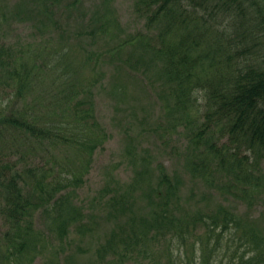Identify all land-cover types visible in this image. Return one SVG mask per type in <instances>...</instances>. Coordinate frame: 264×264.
I'll return each instance as SVG.
<instances>
[{
  "label": "trees",
  "instance_id": "obj_1",
  "mask_svg": "<svg viewBox=\"0 0 264 264\" xmlns=\"http://www.w3.org/2000/svg\"><path fill=\"white\" fill-rule=\"evenodd\" d=\"M57 1L35 0L33 9L19 14L37 19L31 42L18 45L0 37V86L5 84L9 93L0 100V215L6 226L0 234V260L5 264H12L11 259L21 262L25 254L37 251L34 247L38 246V250L43 247L44 244L35 241L30 247L35 213L43 216L46 234L64 245L73 242L71 229L82 232L88 228L87 215L71 200L73 185L81 182L84 172L69 179L64 173L55 174L53 166L31 165L22 159L29 153L25 144L34 141L69 146L73 134L84 136L85 141L76 149L85 155L81 164L86 171L92 152L106 139L102 130L90 133L97 125L92 91L98 79L80 78L78 84L73 82L77 76L69 65L72 50L68 43L64 44L65 31L57 35L53 32L54 28H60L55 17L64 9ZM132 3L134 12L144 18L145 29L136 32L133 41L150 54L164 78L160 77L165 85L162 91L171 98L165 99L168 110L184 116V128L189 125L195 129L189 130L194 148L189 150L188 166L193 177L210 184L214 176H220L226 185L246 193L249 207L254 200L264 199V190L253 195L248 192L259 185L255 163L264 155V61L239 60L248 50L234 39L240 32L220 27L221 20L232 23L236 15H247L248 33L264 30V0H132ZM110 21L112 25L115 20ZM116 27V21L112 27H105L106 36H112ZM46 36L50 44L40 42L47 40ZM54 42L57 45L52 47ZM129 43L132 42L120 41L118 46ZM95 57L90 64L92 68L103 52ZM151 68L152 65L145 66L147 71ZM57 69L60 72H53L51 82L42 87L44 76ZM35 89H43L50 100L42 94L36 96ZM198 93L203 101L201 108ZM195 103L198 110L202 109L198 128V121L193 123ZM14 155L19 157L13 159ZM18 162H22L21 166ZM156 167L163 168L161 164ZM143 175L136 172L125 187L112 180L98 190L101 209L108 207L111 215L125 218L124 225L128 228L125 233L110 232L99 246L103 252L135 249L143 238L162 240L166 254L169 244L175 243L177 248L178 243L190 245V255L183 262H174L168 255L165 262L151 264H264V233L255 230L257 220L253 223L234 220L225 215L229 212L225 208L218 210L222 212L220 216L217 213L204 216L203 211L196 210L186 219L176 218L173 212L180 204V183L166 174H161L158 180L157 199L151 198L156 205L153 216L134 221L136 195ZM152 190V187L148 190L149 196ZM136 224H140L137 230ZM34 231L36 235L43 234L36 228ZM223 239L233 245L226 251L229 254L226 261L215 256ZM225 244L228 249L229 243ZM32 259L28 257V262H23Z\"/></svg>",
  "mask_w": 264,
  "mask_h": 264
},
{
  "label": "rangeland",
  "instance_id": "obj_2",
  "mask_svg": "<svg viewBox=\"0 0 264 264\" xmlns=\"http://www.w3.org/2000/svg\"><path fill=\"white\" fill-rule=\"evenodd\" d=\"M34 1L0 0L1 38L8 43L18 45L31 42L35 34L32 32L35 31L33 24L37 23V19L33 20L26 18L25 14H19L25 9H33ZM57 2V5L64 9L55 17L60 23V28H54L53 32L57 35V32L65 31L64 44L68 43L72 50L69 65L73 66L77 76L73 82L78 84L77 80L80 78V80L95 77L98 79L92 91L93 111L97 125L92 127L95 130H91L90 133L94 134L102 130L106 134V139L92 152L86 171L81 164L84 162L85 155L76 149L85 141L84 136L73 134L71 136L73 142L69 146L34 141L25 144V149L29 153L24 154L22 159L25 158L31 165H43L47 168L53 166L55 170L52 169V171L55 174L64 173L69 179L84 172L81 182L73 185L71 200L87 215L85 220L88 222V228L82 232L71 229L69 233L73 236V242L64 245L56 237L46 234L43 216L35 213L33 233L29 234L30 247H33L34 241L44 245L39 250L38 246L34 247L37 250L35 253L24 255L25 262H28V257H33L29 263L13 261V259L11 263L151 264L161 260L165 262L168 255L174 259V262H183L191 252L189 243L187 246L178 243V248L175 243L169 244V254L165 253V244L162 240L147 241L143 238L139 239L135 249L128 247L108 252L100 249L99 246L110 232L125 233L128 232V228L124 225L127 221L125 218L119 219L111 215L108 207L101 209L102 205L97 200L98 190L112 180L116 185L119 183L125 187L127 185L125 183H129L136 172H142L144 175L136 195L134 221L140 217L147 220L153 216L156 205L151 202V198L157 199L158 180L161 174H166L180 183V204L173 212L176 218L180 216L186 219L196 210L203 211L204 216L209 213H217L220 216L222 212L218 210L225 208L229 210L225 215H231L234 220L240 218L248 220L249 223L257 220L255 230L264 233V199L259 202L254 200L253 205L249 207L246 193L226 185V181L221 180L220 176H214L210 184H206L200 178L193 177L190 172L189 150L194 148V145H191L189 130L194 132L195 129H190L189 125L184 128V116L180 112L168 110V101L165 99L171 98L167 92L164 94L162 91L165 86L162 84L164 78L159 74L158 67L150 54L144 52L138 43L133 41L136 32H142L145 29L143 28L144 18L134 12L132 0H58ZM33 15L37 16L35 13ZM245 17L247 15H236L232 23L221 20L220 27H227V31L240 32V35L234 39L237 43L246 46L248 50L239 56V60L264 61V30L255 29L252 33H248L245 28ZM110 18L117 22V27L113 29V35L108 37L104 28L112 27L115 22L113 21L111 25ZM79 35L83 37L77 39ZM232 35L230 36L233 37ZM46 39L40 42L50 44L48 36ZM120 41L132 43L119 48ZM56 45V42L51 44L52 47ZM79 45L83 46V49ZM104 50L111 54V57ZM99 52H103V57H97L99 61L92 68L91 65L96 59L95 54ZM88 57L90 63H88ZM148 65H152V68L147 71L145 66ZM49 72L51 73L43 78L42 87L45 82H51L50 75L53 72L59 73L60 70ZM4 85L0 86V100L9 96L8 88ZM42 90L35 89L36 96L42 94L45 99L50 100V96H45ZM198 97L200 98L197 103L201 108L203 101L199 93ZM198 106L196 104L193 116L195 119L193 123L196 124L198 121L196 128L202 121V115H199L202 109L198 110ZM18 150L21 151V148ZM17 157L19 155H14L13 159ZM22 162H18L19 166ZM156 164H161L163 168L158 169ZM255 167L256 174L260 175L259 185L253 186L248 191L251 195L264 190V155L255 163ZM151 187L153 190L149 196L148 190ZM139 226L140 224L135 225L136 230ZM5 228L0 215V234ZM34 228L43 234L36 235ZM226 242L229 243L228 249ZM232 247L228 239H223L221 250H217L215 256L228 260L229 254L226 251L231 250ZM213 249L209 251L212 252ZM178 250L181 251L180 255ZM0 264L5 263L0 260Z\"/></svg>",
  "mask_w": 264,
  "mask_h": 264
}]
</instances>
